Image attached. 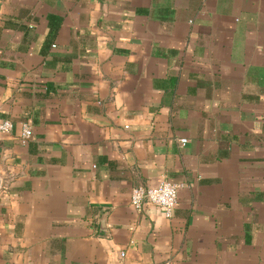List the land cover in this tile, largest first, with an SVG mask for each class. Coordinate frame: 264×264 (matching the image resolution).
I'll return each instance as SVG.
<instances>
[{
    "label": "crops",
    "instance_id": "1",
    "mask_svg": "<svg viewBox=\"0 0 264 264\" xmlns=\"http://www.w3.org/2000/svg\"><path fill=\"white\" fill-rule=\"evenodd\" d=\"M0 106V264H264V0H0Z\"/></svg>",
    "mask_w": 264,
    "mask_h": 264
},
{
    "label": "built area",
    "instance_id": "2",
    "mask_svg": "<svg viewBox=\"0 0 264 264\" xmlns=\"http://www.w3.org/2000/svg\"><path fill=\"white\" fill-rule=\"evenodd\" d=\"M14 128L12 119L3 115L2 107L0 106V139L4 133L11 132ZM34 134L33 126L31 123L24 121L21 127L20 139L23 143L29 141ZM184 145L187 143V138L180 139ZM183 185L182 182L163 179L157 185H136L131 191V204L137 210H141L146 202H152L163 207L166 215L171 216L173 209L177 204L178 189ZM167 194V201L171 202L170 206L165 205V197ZM175 196V197H174ZM124 255L125 252L122 251ZM161 264H173L171 259L164 260Z\"/></svg>",
    "mask_w": 264,
    "mask_h": 264
},
{
    "label": "clouds",
    "instance_id": "3",
    "mask_svg": "<svg viewBox=\"0 0 264 264\" xmlns=\"http://www.w3.org/2000/svg\"><path fill=\"white\" fill-rule=\"evenodd\" d=\"M174 197H175V196H174ZM162 199L165 200V205H166V206H170V203H171V202H168V201H167V194H166L165 197H162Z\"/></svg>",
    "mask_w": 264,
    "mask_h": 264
}]
</instances>
